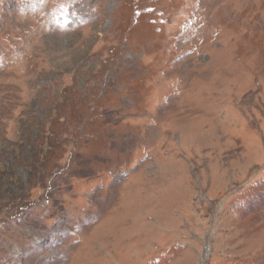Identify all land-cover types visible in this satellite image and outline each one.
<instances>
[{
  "label": "rangeland",
  "instance_id": "374dc122",
  "mask_svg": "<svg viewBox=\"0 0 264 264\" xmlns=\"http://www.w3.org/2000/svg\"><path fill=\"white\" fill-rule=\"evenodd\" d=\"M2 170L0 264H264V0H0Z\"/></svg>",
  "mask_w": 264,
  "mask_h": 264
},
{
  "label": "trees",
  "instance_id": "16d2710c",
  "mask_svg": "<svg viewBox=\"0 0 264 264\" xmlns=\"http://www.w3.org/2000/svg\"><path fill=\"white\" fill-rule=\"evenodd\" d=\"M38 163L37 162H34L33 163V165L32 166H36ZM7 175H8V172L6 173V171L5 170H2V171H0V189L2 188V181H3V179H5L6 177H7ZM2 195H1V191H0V197H1Z\"/></svg>",
  "mask_w": 264,
  "mask_h": 264
}]
</instances>
